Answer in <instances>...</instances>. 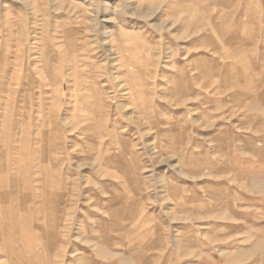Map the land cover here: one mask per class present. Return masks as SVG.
<instances>
[{
  "label": "rangeland",
  "instance_id": "374dc122",
  "mask_svg": "<svg viewBox=\"0 0 264 264\" xmlns=\"http://www.w3.org/2000/svg\"><path fill=\"white\" fill-rule=\"evenodd\" d=\"M0 264H264V0H0Z\"/></svg>",
  "mask_w": 264,
  "mask_h": 264
},
{
  "label": "bare ground",
  "instance_id": "6f19581e",
  "mask_svg": "<svg viewBox=\"0 0 264 264\" xmlns=\"http://www.w3.org/2000/svg\"><path fill=\"white\" fill-rule=\"evenodd\" d=\"M38 68H40V67H38ZM41 71V70H40ZM39 73V72H38ZM84 165V164H83ZM34 196V195H33ZM33 198V197H32ZM31 206V205H30ZM29 209H31V208H29Z\"/></svg>",
  "mask_w": 264,
  "mask_h": 264
}]
</instances>
